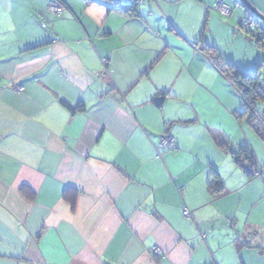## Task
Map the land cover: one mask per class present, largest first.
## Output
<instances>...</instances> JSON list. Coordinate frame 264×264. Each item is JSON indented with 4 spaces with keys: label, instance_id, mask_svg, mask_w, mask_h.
<instances>
[{
    "label": "crops",
    "instance_id": "obj_1",
    "mask_svg": "<svg viewBox=\"0 0 264 264\" xmlns=\"http://www.w3.org/2000/svg\"><path fill=\"white\" fill-rule=\"evenodd\" d=\"M224 1L227 19L215 0H146L135 17L0 0V264H264V142L201 50L257 63ZM163 134L175 151L157 153Z\"/></svg>",
    "mask_w": 264,
    "mask_h": 264
},
{
    "label": "trees",
    "instance_id": "obj_2",
    "mask_svg": "<svg viewBox=\"0 0 264 264\" xmlns=\"http://www.w3.org/2000/svg\"><path fill=\"white\" fill-rule=\"evenodd\" d=\"M145 1L146 0H126V1L109 0L110 4L107 7V12L116 13V14L127 16V17H135L136 15H138V8ZM215 2H214V5H215ZM224 3L227 5L225 1ZM236 4L244 9L245 17L243 18L242 26L240 28L247 32V38H248L249 43H252L253 41H255L256 43L258 42L260 43V39L264 38V36H260L259 38L254 40V37L252 36V33H251V27L254 25L255 18L251 16V14L246 10V8L242 4H239V3H236ZM51 5H58L62 9V13L59 16H61L64 13L65 8H66L64 0H53V3ZM228 9L231 12V9L229 8V6H228ZM47 12H48V9H47ZM55 16H58V15H55ZM229 16L226 18L222 16L220 17L222 19H227L229 18ZM257 47L261 48V45L257 44ZM201 50L203 53H205L208 56L214 68L226 80H228L231 86L239 94L243 107H244V112L240 115H242L246 119L247 125L264 142V114L263 112L257 109L258 104H264V84L258 78V75L257 74L247 75V74H243L239 72L238 69L234 66V64L223 61L221 56L216 54V51L212 46L204 44ZM225 145L226 144H224V146ZM232 158L237 167L243 168L242 166L245 165L248 168H251L249 169L250 171L246 177L251 178L260 173L261 168L257 166L255 157L248 147L242 146V147L237 148V150L232 153ZM212 173L214 176L215 172L213 171ZM211 183L212 185H211L210 190L212 191L213 195L219 196L224 193L225 189H224V185L222 182L214 180Z\"/></svg>",
    "mask_w": 264,
    "mask_h": 264
},
{
    "label": "rangeland",
    "instance_id": "obj_3",
    "mask_svg": "<svg viewBox=\"0 0 264 264\" xmlns=\"http://www.w3.org/2000/svg\"><path fill=\"white\" fill-rule=\"evenodd\" d=\"M121 1H126V0H121ZM230 2H232V5H233L234 2L237 3V0H230ZM235 6L242 11V15L244 17V14H245L244 9L242 7H240V6H238V5H235ZM263 7H264V5H263ZM253 9L255 10V8H253ZM262 9H264V8H262ZM257 13H259V12H257ZM254 20H255V22H254V25L251 27V33H252V36L254 37V40H256L260 36H264V24H262L261 22L257 23L256 19H254ZM244 37L245 38L247 37L245 33H244ZM257 44L261 45V48H258ZM249 45L251 46L252 49L258 51V54L257 53L256 54L255 53H250V52L247 53L249 55V57H252V58L253 57L255 58V57L258 56V58H256L258 60H257V63L255 64V66H253V67L244 66L243 62H244L245 58H244V55L240 54V53L236 54V57H237V59H240L241 62L239 61V64L237 63L236 65H239V67L242 70H239L235 65L234 66L238 69L239 72H241L243 74H247V75L257 74L258 78L264 84V38L260 39V43L259 42L256 43L255 41H253L252 43H249ZM235 46L238 48V50L241 49L240 45H235ZM246 59L248 60V57ZM257 109L259 111L263 112L264 104H258L257 105Z\"/></svg>",
    "mask_w": 264,
    "mask_h": 264
},
{
    "label": "built area",
    "instance_id": "obj_4",
    "mask_svg": "<svg viewBox=\"0 0 264 264\" xmlns=\"http://www.w3.org/2000/svg\"><path fill=\"white\" fill-rule=\"evenodd\" d=\"M214 9L220 14V16L226 18L228 17L231 12L228 9V6L224 3L223 0H216ZM48 12L53 14V15H60L62 13V9L58 5H50L48 7ZM102 64L105 66L106 61H102ZM15 92H20L21 88L15 87L14 88ZM176 142L175 139L169 135V134H164L158 142L156 151H166V152H172L176 150ZM183 216L186 218H190V214L188 211L183 212ZM152 253L154 256L159 257L161 255L160 250L158 248H153Z\"/></svg>",
    "mask_w": 264,
    "mask_h": 264
},
{
    "label": "water",
    "instance_id": "obj_5",
    "mask_svg": "<svg viewBox=\"0 0 264 264\" xmlns=\"http://www.w3.org/2000/svg\"><path fill=\"white\" fill-rule=\"evenodd\" d=\"M237 3L242 4L251 16L256 19L257 23L261 22L264 24V15L257 13L245 0H237ZM160 101L161 100H156V104H159ZM245 170H247V168H245Z\"/></svg>",
    "mask_w": 264,
    "mask_h": 264
}]
</instances>
